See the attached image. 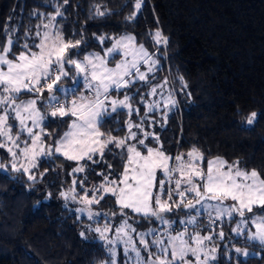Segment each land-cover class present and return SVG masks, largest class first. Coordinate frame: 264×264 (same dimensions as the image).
Listing matches in <instances>:
<instances>
[{
    "label": "trees",
    "instance_id": "obj_1",
    "mask_svg": "<svg viewBox=\"0 0 264 264\" xmlns=\"http://www.w3.org/2000/svg\"><path fill=\"white\" fill-rule=\"evenodd\" d=\"M134 5L135 0H0V46L11 38V54H18L25 42H38L36 32L45 30L43 25L52 21L57 10L61 15L55 21L67 40L82 41L76 49L80 55L73 58L104 55L118 37L131 33L137 44H144L159 57L149 84L137 82L111 95L129 93L133 97L132 107L140 112H134L131 120L139 123L143 119L144 130L156 133L173 155L196 147L206 159L238 160L241 168L256 169L264 176V0H143L135 19L130 20ZM98 9L104 15H99ZM157 29L167 37L166 46H157L150 39ZM100 37L105 38L102 43ZM109 63L114 64V59ZM181 76L186 88L179 80ZM165 80L177 102L166 111L167 121L163 123L165 111L147 113V93L151 85ZM30 98L27 94L20 97ZM253 111L258 114L255 125L242 127ZM127 120V109H120L103 118L101 131L122 137L127 132ZM45 124V131L52 133L45 141L49 145L53 137L68 129V124L59 121ZM148 143L155 146L151 139ZM8 159L0 149V161L7 163ZM105 160L113 165L114 172L121 170L118 156L106 154ZM81 163L85 171L73 173L77 162L63 156L42 157L33 170L35 182L10 169L0 170V264H103L106 253L101 251L103 242L98 234L80 236L92 223L86 213L75 211L82 205L60 196L73 187L74 179L78 182L76 193L83 195L84 190L101 183L96 173L108 171L104 163ZM80 181L84 182L83 189ZM92 208L107 214V218H94V226H103L106 220L110 222L113 212H120L108 196ZM206 219L204 215L198 217L199 226L192 227L201 235L212 234L217 259L210 264H264V245L236 235L229 221H217L213 227ZM148 222L141 217V224L135 226L147 230ZM221 230L223 239L218 235ZM117 250L118 264L136 261L132 254L126 257L120 245Z\"/></svg>",
    "mask_w": 264,
    "mask_h": 264
},
{
    "label": "snow or ice",
    "instance_id": "obj_2",
    "mask_svg": "<svg viewBox=\"0 0 264 264\" xmlns=\"http://www.w3.org/2000/svg\"><path fill=\"white\" fill-rule=\"evenodd\" d=\"M142 3L143 0H135V10L128 19H135ZM97 13L104 15L99 9ZM55 15L61 13L57 10ZM54 20L55 16L52 17ZM43 28L44 31L35 34L38 42L31 45L25 42L24 50L18 54H11V38L0 46V149L9 157L7 163L0 161V170L8 172L10 169L12 173L35 182L33 170L39 167L40 158L45 156H63L68 161L77 162L73 173L85 171L81 161L104 163L108 171L96 173L102 178L101 183L78 195L75 190L78 182L74 179L73 187L60 193L65 201L81 204L82 207L75 211L86 213L89 221L96 217L107 218V214L92 208L106 196L111 197L120 210L121 222L118 225L106 220L103 226L88 224L80 232L84 238H87L86 232L98 234L99 241L103 242L101 251L106 253L103 264H118V245H123L126 257L135 254L136 264H210V261H215L217 257L212 253L216 249L208 251L205 245L212 239L211 235L189 233L187 227L173 234L171 226L176 221L166 219V215L181 209L191 211L186 212L190 218L179 223L194 228L199 226L197 215L201 210L207 213L211 225L224 218L230 220L238 216L241 219L233 229L236 235L242 234L240 224L250 220L255 231L247 239L264 245V176L260 172L241 168L238 160L230 163L221 157L206 159L196 147L173 155L164 148L156 133L144 130L143 119L139 123L131 120L134 112H140L139 108L132 107L133 97L124 93L123 99L111 98L113 92L119 94L137 82L149 84L150 76L154 79L159 64L155 52H150L144 44H137L134 36L126 35L116 39L103 56L94 53L76 59L73 57L80 55L76 49L80 47L81 40H66L63 32L55 29L52 23L44 24ZM99 39L102 43L105 38ZM150 39L157 46L168 44L167 37L159 29L150 34ZM156 51L159 52V47ZM118 53L124 58L110 67L107 58ZM65 80L71 81L70 86H62ZM179 80L186 88L184 78L181 76ZM167 84L165 80L163 84L151 85L147 95H157L158 89ZM81 86L84 93L77 96ZM22 94L32 98L22 100ZM141 103H144L143 98ZM175 104L169 93L164 107L171 110ZM158 106L157 103L148 104L147 113L154 112ZM120 109H127L129 116L125 122L126 134L116 137L102 132L103 118ZM257 116V112H251L242 127L250 129ZM45 121L68 124V130L58 138L53 137L50 145L46 144V138L52 133L45 131ZM166 121L167 112L162 114V122ZM150 139L155 141V146L146 142ZM106 154L119 157V172H114L113 165L106 162ZM15 179L19 180V176ZM83 183L79 182L82 189ZM254 208L259 212H254ZM129 212L149 220L155 218V221L168 226L161 235H155L154 229L137 233L139 245L147 253V258L142 256L141 248L137 247V240L132 235L136 228L129 223ZM247 214L252 215L249 217ZM116 215L112 213L113 217ZM77 221L82 223L79 216ZM150 235L153 236L151 241L146 238ZM218 235L223 239L224 232L221 230ZM235 251L240 253L241 249L236 248ZM243 255L248 253L245 251Z\"/></svg>",
    "mask_w": 264,
    "mask_h": 264
},
{
    "label": "rangeland",
    "instance_id": "obj_3",
    "mask_svg": "<svg viewBox=\"0 0 264 264\" xmlns=\"http://www.w3.org/2000/svg\"><path fill=\"white\" fill-rule=\"evenodd\" d=\"M55 17H56V15H54ZM53 17V16H52ZM49 23H52L53 24V27L55 28V29H59L60 30V26H59V24H57L56 23V21L54 20V21H49V22H47L46 24H49ZM61 31V30H60ZM133 36L131 33H125V34H123V35H121V36ZM120 36V37H121ZM120 37H118V38H120ZM64 38L67 40V38L64 36ZM117 38V39H118ZM114 43H115V41H114ZM113 43V44H114ZM112 44V45H113ZM112 45L110 46V47H112ZM109 47V48H110ZM92 54H94V53H92ZM100 55H102L103 56V54H101L100 53ZM117 55H120L119 56V58L118 59H116L115 57L117 56ZM10 58H11V56H10ZM114 59V64H111V63H109V66L110 67H112V66H114L115 65V63H117V62H119L121 59H123L124 57H123V55L122 54H120V53H118V54H115L114 55V57H108L107 59L109 60V59ZM76 59H78V58H76ZM82 59V58H81ZM144 69L142 68V71H143ZM163 82L164 81H162L161 83H159V84H163ZM70 84H71V81H63L62 82V86H64V87H68V86H70ZM171 86V85H170ZM170 86H168V84L163 88V89H158V94L157 95H155V96H152V95H149V102H147V104H150V103H157L159 106H158V110H163V111H168V109H166L165 107H164V104H165V102H166V100L168 99V96H169V93H171V96H172V98L177 102V100H176V97H175V95L171 92V87ZM82 93H84V88L82 87L77 93H76V95L77 96H79L80 94H82ZM45 95H47V93H45ZM127 95H129V93L127 94ZM130 96V95H129ZM111 98H113V99H116V98H119V99H123V96H111ZM69 99H72V97L70 96L69 97ZM110 110V109H109ZM152 124V123H151ZM68 130V129H67ZM146 142H149V141H146ZM133 143H134V141H133ZM178 153H183V152H178ZM178 153H176V154H178ZM175 154V155H176ZM213 159V158H212ZM82 162V161H81ZM80 162V163H81ZM229 203H231V202H229ZM198 208H199V205L197 206ZM127 211V210H126ZM189 211H191V210H183V209H181V210H174V212L173 213H170V214H167L166 215V219H169V220H171V221H176V223H174V224H172V226H171V230H173V234L175 233V232H179V231H181L183 228H185V227H187V230H188V232L189 233H192V232H196V231H194V228L192 227V225H182V224H180L179 223V221H181V220H186V219H189L190 218V216L189 215H186V212H189ZM254 212H259L258 211V209H255L254 208ZM128 215H129V223L130 224H132V226L134 227V228H136V226L135 225H138V224H141V216L140 215H138V214H134V213H131V212H129L128 213ZM205 216L207 219V221H210L209 220V217H208V215H207V213L206 212H204L203 210H201L200 211V213L197 215V218L198 217H200V216ZM252 214H247V216H251ZM240 217H238V216H233L230 220L228 219V218H224L223 220H220L219 222H222V221H229L230 223H231V229H232V232H233V229H235L236 227H237V224H238V222L240 221ZM109 221L113 224V225H118L120 222H121V216H120V214L119 213H117V215L115 216V217H111L110 219H109ZM90 222H92L91 224L94 226V223H93V221H90ZM149 224H147V226H148V228H147V230H142V228H136V233H133L132 235H133V237L134 238H136V240H137V247H139V248H141V252H142V256H144L145 258H147V253L146 252H144L143 251V248H142V246L141 245H139V242H138V236H137V233H146V232H149L150 230H156L155 232L156 233H159V235H161V234H163L165 231H167L168 230V226H165V225H162L159 221H155V218H152L151 220H149V222H148ZM143 224V223H142ZM144 225V224H143ZM95 227V226H94ZM240 227H241V229H242V234H241V237L244 239V240H246L247 242H249V243H257V244H260L258 241H249L248 239H247V236L251 233V232H254L255 231V226L251 223V221L249 220L246 224H240ZM156 233H155V235H156ZM235 233V232H234ZM110 235H114V234H110ZM207 235H211L212 236V234L211 233H206V234H203L202 236H207ZM149 241H151L152 239H153V236H148V237H146ZM212 240V239H211ZM211 240L210 241H206L205 242V245H206V250H208V251H210L212 248H215L216 249V246L214 245V244H211ZM261 245V244H260ZM121 247H122V249H123V245H120ZM252 250V251H251ZM153 251H155V249H153ZM249 251L250 252H253V249H249ZM132 255H133V257H134V259H135V254L134 253H132ZM212 255H214V253H212ZM190 259H191V257H190ZM136 260V259H135ZM211 262V261H210ZM126 264H136V261H130L129 263H128V261L126 262Z\"/></svg>",
    "mask_w": 264,
    "mask_h": 264
},
{
    "label": "built area",
    "instance_id": "obj_4",
    "mask_svg": "<svg viewBox=\"0 0 264 264\" xmlns=\"http://www.w3.org/2000/svg\"><path fill=\"white\" fill-rule=\"evenodd\" d=\"M211 226L215 227V226H217V223L215 225H211Z\"/></svg>",
    "mask_w": 264,
    "mask_h": 264
}]
</instances>
